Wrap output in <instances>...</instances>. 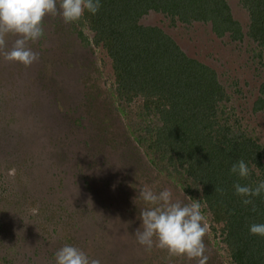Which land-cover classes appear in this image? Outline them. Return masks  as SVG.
Returning a JSON list of instances; mask_svg holds the SVG:
<instances>
[{
    "label": "rangeland",
    "instance_id": "1",
    "mask_svg": "<svg viewBox=\"0 0 264 264\" xmlns=\"http://www.w3.org/2000/svg\"><path fill=\"white\" fill-rule=\"evenodd\" d=\"M223 1L234 23L226 32L213 30L209 21L182 22L153 8L139 17L133 13L137 25L152 28L197 63L188 70L192 77L204 68L196 84L178 82L187 70L172 74L167 84L164 75L153 83L145 70L128 76L127 63L116 70L88 13L73 24L59 15L45 17L44 38L29 45L39 54L30 67L4 59L17 38L4 37L0 264H54V253L65 244L101 264H195L155 246L146 252L137 243L134 234L145 207L138 190L144 185L156 192L170 189L183 203L192 202L188 197L199 201L207 222V264H236L224 243L225 223L204 203L205 187L188 176L183 157L171 158L167 151L162 159L137 140L162 127L163 111L198 101L205 93L202 85H213L214 79L216 124L229 128L230 137L259 147L264 166V108L258 109L264 98V50L249 36L250 11L257 3ZM140 55L146 66L156 59L143 50ZM249 166L254 182L264 180L256 162Z\"/></svg>",
    "mask_w": 264,
    "mask_h": 264
},
{
    "label": "trees",
    "instance_id": "2",
    "mask_svg": "<svg viewBox=\"0 0 264 264\" xmlns=\"http://www.w3.org/2000/svg\"><path fill=\"white\" fill-rule=\"evenodd\" d=\"M255 3L257 8L250 11L249 36L264 50V0H255ZM149 8L170 13L174 17L179 16L182 22L209 21L213 30L226 32L234 24L226 4L223 0H101L99 12L94 16L90 14L91 25L101 35L103 43L110 47L111 57L117 65L116 70L122 69V63H127L125 71L128 76L145 70L153 83L164 75L165 84L172 74L179 77L181 71L184 74V70H187V78L181 77L178 82L198 83L205 75L203 67V71L199 72V79V74L192 77L188 70L197 64L195 61L177 51V47L169 39L163 41L152 28L136 24V17ZM140 50L148 53L150 58L154 56L155 61L146 66V62L141 59ZM157 59H161L160 64ZM212 83L213 85L200 83L205 86V93L201 94L198 101H189L191 105L188 107L181 104L162 110V127L155 129V133L148 130L153 133L148 139L140 136L137 140L145 142L152 153L161 154L162 159L167 151L171 158L176 155L183 157L187 163L188 176L205 187L204 203L216 220H223L225 223L222 229L224 243L234 263L264 264V238L250 235L248 230L252 223H264V196L256 197L252 205L244 206L241 198L235 194L233 184L239 182L242 185H254V176L252 174L251 179L239 180L229 172L231 165L238 159H244L248 164L256 162L264 170V166L260 164L262 155L259 147L250 140L241 142L237 138L239 136L230 137L229 128L221 129L216 124L215 100L212 95L215 92L213 87L218 90V86L214 79ZM180 91L185 93V89ZM261 91L264 94V83ZM163 95L168 96L166 92ZM260 103L258 109L264 108V98ZM210 131L214 132L213 135Z\"/></svg>",
    "mask_w": 264,
    "mask_h": 264
},
{
    "label": "clouds",
    "instance_id": "3",
    "mask_svg": "<svg viewBox=\"0 0 264 264\" xmlns=\"http://www.w3.org/2000/svg\"><path fill=\"white\" fill-rule=\"evenodd\" d=\"M100 8L101 0H0V49L5 47L7 34L17 37L13 47L4 52V59L30 67L39 60V54L29 45L44 38L45 17L59 15L64 23L73 24L85 13L96 15ZM229 172L239 180H247L252 168L244 159H238ZM233 189L244 206L252 205L254 198L264 196V180L254 185L237 182ZM138 191V199L145 207L140 210L141 225L134 234L137 243L146 252L155 246L170 256L207 264V222L199 201L190 197L191 203L174 200L167 188L156 192L144 185ZM248 230L250 235L264 238V223H252ZM54 264H101V260L75 245L65 244L54 253Z\"/></svg>",
    "mask_w": 264,
    "mask_h": 264
}]
</instances>
